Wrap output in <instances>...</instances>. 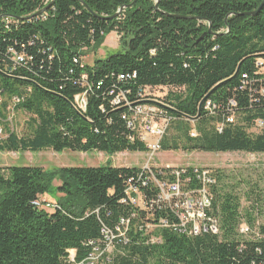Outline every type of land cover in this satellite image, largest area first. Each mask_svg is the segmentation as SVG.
<instances>
[{"label": "trees", "instance_id": "16d2710c", "mask_svg": "<svg viewBox=\"0 0 264 264\" xmlns=\"http://www.w3.org/2000/svg\"><path fill=\"white\" fill-rule=\"evenodd\" d=\"M51 1L0 0V152L149 151L129 120L147 103L144 88L167 86L170 106L162 108L170 122L161 150L264 153V134L250 131L264 118V76L256 74V61L264 58V0H54L31 17ZM112 31L122 50L85 65V50L98 49ZM209 100L214 115L205 109ZM231 110L236 120L226 123ZM18 112L28 115L21 131ZM213 175L220 233L187 236L163 228L152 243L141 227L177 218L143 185L141 168L0 167V264H67L72 249L80 261L102 229L122 218H131L130 229L111 264H264L257 185H229L224 172ZM129 183L140 186L151 212L123 203ZM53 188L59 206H37ZM244 222L248 234L240 231Z\"/></svg>", "mask_w": 264, "mask_h": 264}, {"label": "built area", "instance_id": "2783aa9c", "mask_svg": "<svg viewBox=\"0 0 264 264\" xmlns=\"http://www.w3.org/2000/svg\"><path fill=\"white\" fill-rule=\"evenodd\" d=\"M15 61H22V56L16 55ZM256 74L264 76V58L256 61ZM155 91L161 95L154 94ZM171 88L167 86L146 87L141 93L142 100L147 103H139L132 110L129 124L134 129L138 140L142 141L149 149V152L161 150V139L165 134L170 122L166 117L162 106L169 107V103H164V97L169 94ZM264 93V89L261 90ZM79 107H85L83 95L76 97ZM230 104L236 107V102L231 99ZM208 113L216 114L217 106L212 101L205 105ZM236 120L235 110H231L226 116V123H234ZM224 126H218L221 130ZM253 132L264 134V118H258L252 126ZM195 136L196 132H192ZM148 186L156 190V197L163 203L166 210L174 213L177 221L171 222L170 219L162 218L158 221L147 222L140 230L150 235L148 242H159L160 239L154 234L158 229H173L187 236H196L203 233H220V219L213 215V193L211 187L216 184V177L210 169L198 167H172L157 164H148L141 168ZM147 183V184H146ZM123 203L132 208H139L144 211H152L146 196L140 186L129 183L125 190ZM155 201V199L153 200ZM42 196L37 199L35 204L48 211H53L59 205L57 203H46ZM157 204V203H153ZM151 208H152V205ZM51 208V209H49ZM151 215V214H150ZM136 213L132 214L135 217ZM154 215L152 216V218ZM131 218H122L114 229L104 227L102 237L91 241V250L88 254V261H79L76 257V250H69L67 264H111L112 253L117 244L127 239L130 229ZM240 231L248 234L251 229L246 223L241 225Z\"/></svg>", "mask_w": 264, "mask_h": 264}, {"label": "rangeland", "instance_id": "374dc122", "mask_svg": "<svg viewBox=\"0 0 264 264\" xmlns=\"http://www.w3.org/2000/svg\"><path fill=\"white\" fill-rule=\"evenodd\" d=\"M119 11V10H118ZM117 13V12H116ZM122 50L121 36L117 31L107 34L103 44L96 50H85L83 62L85 65H93L97 59H103ZM161 95L155 91L154 94ZM28 115L18 112L16 121L21 131ZM250 131L253 132L251 128ZM172 130L167 135H171ZM109 162L112 166H126L142 168L148 164L170 165L172 167H198L212 171L224 172L229 185H237L240 180L257 185L262 199V213L257 216V223H264V153L235 152H206L183 150H159L154 152L125 151L113 155L98 152H78L63 150L55 152L51 149L25 152H0V167L10 165L40 166L45 170H53L69 166H99ZM54 187L60 185L59 180H54ZM244 188V186H242ZM246 188V187H245ZM239 191V189H238ZM55 188L50 193L42 195L46 203H57L60 197ZM45 203V204H46ZM243 206L248 201L243 198ZM51 209V208H49ZM245 223V222H244Z\"/></svg>", "mask_w": 264, "mask_h": 264}, {"label": "water", "instance_id": "95a60500", "mask_svg": "<svg viewBox=\"0 0 264 264\" xmlns=\"http://www.w3.org/2000/svg\"><path fill=\"white\" fill-rule=\"evenodd\" d=\"M53 3H54V0H52V1L49 3V5H48L47 7H45L44 9H42V10L36 12V13H35L33 16H31V17L38 16V15L42 14L45 10H47L50 6H52ZM263 6H264V1L262 2L261 6L259 7V10H260ZM124 8H125V7H121V8L119 9V11H117V13H116L113 17L118 16V15L123 11ZM156 8H158V3H156ZM180 17H182V16H180ZM209 32H211V30H210Z\"/></svg>", "mask_w": 264, "mask_h": 264}, {"label": "bare ground", "instance_id": "6f19581e", "mask_svg": "<svg viewBox=\"0 0 264 264\" xmlns=\"http://www.w3.org/2000/svg\"><path fill=\"white\" fill-rule=\"evenodd\" d=\"M80 261H88V256L84 259H80Z\"/></svg>", "mask_w": 264, "mask_h": 264}]
</instances>
